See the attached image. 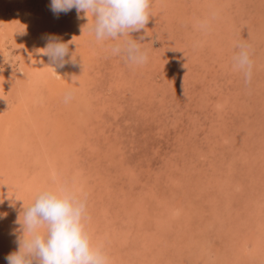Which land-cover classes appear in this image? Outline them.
Masks as SVG:
<instances>
[{
  "label": "rangeland",
  "instance_id": "1",
  "mask_svg": "<svg viewBox=\"0 0 264 264\" xmlns=\"http://www.w3.org/2000/svg\"><path fill=\"white\" fill-rule=\"evenodd\" d=\"M50 5L0 0L3 114L20 98L24 64L57 79L41 53L48 36L70 54L82 48L79 26L92 16ZM39 9L42 38L28 48ZM149 12L144 29L119 38L136 40L146 63L94 41L76 96L43 104L29 132H13L0 158V264L22 235V195L59 186L86 198V230L109 264H264V0H151ZM241 43L249 83L233 67Z\"/></svg>",
  "mask_w": 264,
  "mask_h": 264
},
{
  "label": "clouds",
  "instance_id": "2",
  "mask_svg": "<svg viewBox=\"0 0 264 264\" xmlns=\"http://www.w3.org/2000/svg\"><path fill=\"white\" fill-rule=\"evenodd\" d=\"M150 3L151 0H51L50 7L54 14L75 8L78 14L85 13L87 20L90 13L93 21L86 25L95 41H117L109 46L110 54L121 56L132 65H142L148 56L136 40L119 38L146 27L151 17ZM237 47L233 67L249 83L252 78L249 46L241 43ZM42 50L49 64L57 68H63L69 61L75 63L68 43L60 42L56 36H48ZM71 98L69 91L64 102ZM22 214V219L19 215L17 220L22 235L17 240V250L5 257L7 264H109L103 247L93 243L86 230V198L74 190L67 186L40 189L32 202L23 207Z\"/></svg>",
  "mask_w": 264,
  "mask_h": 264
},
{
  "label": "bare ground",
  "instance_id": "3",
  "mask_svg": "<svg viewBox=\"0 0 264 264\" xmlns=\"http://www.w3.org/2000/svg\"><path fill=\"white\" fill-rule=\"evenodd\" d=\"M41 3H43V2H41ZM41 9H39V15H38V18L36 20L38 27H36V28L34 27L35 30L33 31V34L31 36L30 35L24 36V38H23V41H24L23 44H24V46H27L28 48H32L34 45H36L37 42L41 41L42 29L39 28L41 25L40 23H41V17H42V15H41L42 10ZM90 16H91V14L88 13V17H90ZM84 21H86V20H84ZM86 24H91V21L83 22L79 26L80 28L78 30V33L82 39V42L80 41L79 45H82V48H79L74 54L75 63H72L70 61V64H68V66H64L63 68H57L56 73L54 74L57 77V79H53L54 83L53 84L50 83L51 86L49 85V83H47V82L45 83V81H43L44 75H42V77H41V75H39V72H38L39 68L38 67L33 66V65L31 67H28L24 64L23 66H21L19 68V71L21 72L20 75H23V76L19 77V78H21L20 85L22 86V89L19 90L20 93L17 96H20V98L17 97V99L14 100V104H13L12 108L9 109L5 114H3L0 111V158L5 157V155L7 153H9L6 150V148L8 147L9 142H11V139L14 136L13 132H15V130L17 132L23 130V131H25V133L30 131V127H29V125H27L26 119L30 117L29 118L30 120H31V118L33 119V121L36 120V119H34V117H31L32 113H34L36 110H41L40 108L43 104L46 105V104L52 103V105L54 107L59 106L62 98L69 91L73 92V94H72V98H73V95L76 96V93H78L77 90L79 89V86H81V83H83L84 80H87L86 79L87 78L86 77L87 68L91 67L93 65V62H95L96 54L92 53V52H94V50H93V48L90 47L91 44L94 43L95 39H92V38L89 39V37H92V34L87 30ZM87 43H88V45H87L88 49L86 50L85 47H87L86 46ZM95 43H98V42L95 41ZM37 55H38V53H37ZM33 56L35 58L34 54H33ZM170 56H172V54ZM92 67H94V66H92ZM40 70H41V68H40ZM74 102L75 101H73L72 103H74ZM58 109H59V113H60V108H58ZM34 114H36V113H34ZM57 116H60V114H57ZM35 118H36V116H35ZM70 127H72V126H70ZM5 151H7V153ZM22 151L28 153V149H25V150L22 149ZM27 156H25V159H27L29 161L33 160L32 158L27 157ZM12 159H14V158H12ZM26 171L28 172V170H26ZM26 171H24V169H22L19 172L20 174H18V175L20 177L21 176L24 177L25 176L24 172H26ZM47 172H49L52 175L55 172V170H53V173L51 172V170L47 171ZM1 177H2V175H1ZM53 177H54V175H53ZM24 178H26V177H24ZM29 181H31V180H29ZM50 181H51V179H50ZM59 181H61V180L60 179L57 180V185L59 184ZM19 182L17 181L14 184L11 183L12 185L10 187L13 188V185H14V187L16 185H19ZM17 187H19V186H17ZM17 187H15V189ZM41 189H44V188L42 187ZM1 192H2V190H1ZM36 193L37 192L27 193V194H29V196L28 195H26V196L22 195L23 196L22 201L19 200L18 202H20L22 204L24 203V206H27L28 204H30L32 202ZM1 200H3V199H1ZM22 204H20V205H22ZM24 206H22V208ZM6 212H8V210ZM14 229H16V228H14ZM0 263H1V261H0Z\"/></svg>",
  "mask_w": 264,
  "mask_h": 264
}]
</instances>
